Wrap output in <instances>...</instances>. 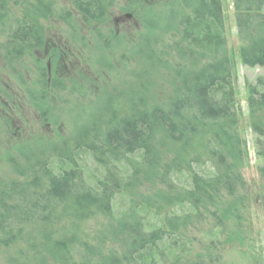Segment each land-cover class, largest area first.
Instances as JSON below:
<instances>
[{
	"label": "trees",
	"instance_id": "16d2710c",
	"mask_svg": "<svg viewBox=\"0 0 264 264\" xmlns=\"http://www.w3.org/2000/svg\"><path fill=\"white\" fill-rule=\"evenodd\" d=\"M116 1L70 5L83 23L97 24ZM54 4L0 0V59L6 66L43 48ZM169 4L160 34L139 49L136 89L129 92L133 107L115 112L103 105L74 135L72 152L87 153L103 177L90 186L75 167L54 174L52 158L38 153L16 166L13 178L0 179V264H202L200 256L190 258L191 249L174 254L184 243L179 233L213 222L207 233L212 238L233 218L247 152L222 0ZM232 5L241 65L264 68V0ZM246 89L249 128L264 163V76ZM113 112L118 115L105 119ZM206 165L212 174L199 172ZM182 174L186 187L174 182ZM122 193L141 205L116 219L113 201ZM176 206H186L185 213H168L162 226L145 229L151 211ZM92 223L101 229L93 231Z\"/></svg>",
	"mask_w": 264,
	"mask_h": 264
},
{
	"label": "rangeland",
	"instance_id": "374dc122",
	"mask_svg": "<svg viewBox=\"0 0 264 264\" xmlns=\"http://www.w3.org/2000/svg\"><path fill=\"white\" fill-rule=\"evenodd\" d=\"M169 2L117 0L100 23L85 24L70 0H54V14L44 23V47L11 66L0 59V179L13 178L15 167L38 153L52 158L50 168L54 174L75 167L90 186L103 177L104 171L87 153L72 152L74 135L90 125L103 105L115 112L133 107L130 101L134 98L129 92L136 89L139 49L146 39L153 40L160 34L170 16ZM222 7L225 46L233 54L236 105L247 152L240 171L243 188L238 193L236 213L223 230H215L211 238L207 233L213 222H203L191 232H180L184 243L174 254L186 255L191 249L190 258L200 256L202 264H264V163L256 155L255 136L249 128L246 89L247 84H255L264 76V68L241 65L232 0H222ZM65 12L71 14L66 20L60 18ZM164 38L165 46H169L170 36L164 33ZM164 95L157 92L159 98ZM115 112L110 116L107 113L105 119L118 115ZM198 170L212 174L209 165ZM174 182L186 187L187 176H175ZM154 192L155 188L150 195ZM139 203V199L137 202L135 197L129 199L122 193L113 201L114 217L128 214ZM185 211L186 206L151 211L144 227L158 228L166 214L181 215ZM91 229L101 228L92 223Z\"/></svg>",
	"mask_w": 264,
	"mask_h": 264
},
{
	"label": "flooded vegetation",
	"instance_id": "af4514ba",
	"mask_svg": "<svg viewBox=\"0 0 264 264\" xmlns=\"http://www.w3.org/2000/svg\"><path fill=\"white\" fill-rule=\"evenodd\" d=\"M125 18H128V17H125ZM45 42H46V40H45ZM45 45V44H44ZM44 47V46H43Z\"/></svg>",
	"mask_w": 264,
	"mask_h": 264
}]
</instances>
